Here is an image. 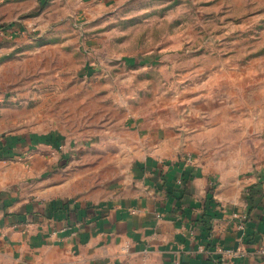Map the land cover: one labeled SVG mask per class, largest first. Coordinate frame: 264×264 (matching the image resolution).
Wrapping results in <instances>:
<instances>
[{
  "label": "crops",
  "instance_id": "crops-1",
  "mask_svg": "<svg viewBox=\"0 0 264 264\" xmlns=\"http://www.w3.org/2000/svg\"><path fill=\"white\" fill-rule=\"evenodd\" d=\"M5 1L32 9L42 26L54 15L76 18L80 12L69 6L94 0ZM71 31L53 26L20 51L32 59L30 68L22 63L29 68L25 90L59 82L46 52L58 66L79 53ZM12 79L11 88L22 85ZM17 91L27 104L39 100ZM76 97L89 136L77 157L61 161L47 155L50 136L41 129L4 136V116L16 119L23 105L0 104L1 154L32 148L25 162L0 159V264H264V182L253 202L250 192L264 168L253 170L258 158L244 141L193 125L196 114L169 123L160 113L122 112L114 94ZM19 137L25 144L11 146Z\"/></svg>",
  "mask_w": 264,
  "mask_h": 264
},
{
  "label": "rangeland",
  "instance_id": "rangeland-1",
  "mask_svg": "<svg viewBox=\"0 0 264 264\" xmlns=\"http://www.w3.org/2000/svg\"><path fill=\"white\" fill-rule=\"evenodd\" d=\"M71 7L80 15H54L41 26L32 21L29 7L22 12L0 0V104L23 105L15 108L16 119L4 116V136L41 129L68 143L58 147L46 140L48 156L74 159L89 136L76 95L110 93L122 112L127 107L134 117L160 113L172 123L173 115L185 121L196 114L193 125L217 127L229 142L244 141L258 158L253 170L263 172L264 0H94ZM53 26L75 30L68 39L79 53L66 54L58 66L56 55L46 52L53 55L51 70L59 82L47 90H25L32 59L21 55ZM11 71H19L13 79ZM11 79L22 85L11 88ZM19 89L39 98L29 100L31 110L27 100L18 99ZM21 139L11 146L25 144ZM26 147L0 159L25 162L32 158Z\"/></svg>",
  "mask_w": 264,
  "mask_h": 264
},
{
  "label": "trees",
  "instance_id": "trees-1",
  "mask_svg": "<svg viewBox=\"0 0 264 264\" xmlns=\"http://www.w3.org/2000/svg\"><path fill=\"white\" fill-rule=\"evenodd\" d=\"M47 141H50V142L55 141L58 147H60L64 143V140L63 139H60V138H54L53 139L51 136L49 138H47ZM0 156H2V154ZM263 179H264V176L262 175L260 177L259 182L256 183L254 186H252L250 188V191H251V201L252 202H253L252 199H254L256 195H262V193H263V186H262ZM210 196H211V193H210ZM209 199H210V197H209ZM58 203H60V202H58Z\"/></svg>",
  "mask_w": 264,
  "mask_h": 264
},
{
  "label": "built area",
  "instance_id": "built-area-1",
  "mask_svg": "<svg viewBox=\"0 0 264 264\" xmlns=\"http://www.w3.org/2000/svg\"><path fill=\"white\" fill-rule=\"evenodd\" d=\"M245 218H247V216H245ZM264 253V247L261 250ZM176 264H180L179 262H177Z\"/></svg>",
  "mask_w": 264,
  "mask_h": 264
}]
</instances>
